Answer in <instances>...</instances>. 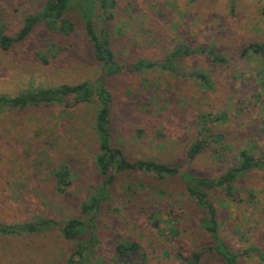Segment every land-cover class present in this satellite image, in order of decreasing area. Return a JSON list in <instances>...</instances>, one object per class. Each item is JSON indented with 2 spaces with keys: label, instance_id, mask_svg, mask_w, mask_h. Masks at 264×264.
Wrapping results in <instances>:
<instances>
[{
  "label": "rangeland",
  "instance_id": "1",
  "mask_svg": "<svg viewBox=\"0 0 264 264\" xmlns=\"http://www.w3.org/2000/svg\"><path fill=\"white\" fill-rule=\"evenodd\" d=\"M113 17L94 21L108 31L111 48L123 66L106 75L83 29L80 13L67 12L75 24L69 37L44 22L8 50L0 49V95L15 96L59 84L102 79L110 92L112 142L130 159L170 165L185 163V151L198 136L197 120L209 113L208 143L187 163L195 175L215 177L233 166L240 151H264V58L245 50L264 42V0H114ZM45 0H0V25L15 34L25 15ZM181 45L192 53L179 57L173 71L135 70L139 59L161 62ZM43 52L48 62L36 56ZM219 55L221 61L214 59ZM202 72L207 84L195 76ZM94 101L71 106L43 105L0 110V223H21L44 215L64 221L80 216V204L101 181L94 162L97 138ZM66 163L72 183L58 194L52 170ZM236 199L222 202L218 189L208 195L218 206L219 236L233 251L249 252L240 264H264V168L247 171L234 184ZM94 222L99 246L95 264H185L177 256L211 244L199 220L202 212L176 177L116 173ZM157 210L161 223L152 225ZM178 220V235L163 233ZM85 236V234H84ZM135 240L140 251L117 258L119 240ZM74 243L57 228L42 233L0 235V264H65ZM257 254V255H254ZM199 264H223L210 253Z\"/></svg>",
  "mask_w": 264,
  "mask_h": 264
},
{
  "label": "trees",
  "instance_id": "2",
  "mask_svg": "<svg viewBox=\"0 0 264 264\" xmlns=\"http://www.w3.org/2000/svg\"><path fill=\"white\" fill-rule=\"evenodd\" d=\"M114 7V0H45L40 10L25 15L22 26L15 34L5 33L0 25V49L8 50L14 43L25 39L34 25L40 22H44L49 30L56 31L62 36L73 35L76 31L75 24L66 14L70 9H75L81 15L84 33L93 49L95 58L101 63L103 73L106 75L120 73L123 66L117 61L111 48L108 31L102 29L97 32L94 24L96 19L102 21L112 19ZM260 13L264 18V5L261 7ZM245 50L252 51L255 55L264 58V42L250 44ZM190 53H192L190 49L178 45L170 50L161 62L139 59L135 63L134 69L156 66L174 72L176 60ZM36 56L43 64L48 62V58L43 52H36ZM213 57L215 60L221 61L219 55L213 54ZM260 75L262 78L260 83L264 87V68ZM195 76L201 83L207 84L206 77L202 72H197ZM91 101H94L97 109L93 129L98 149L94 156V162L101 181L86 200L81 202L80 216H71L64 221H57L55 218L38 214L26 222L0 223V235L42 233L57 228L62 238L75 244L73 250L66 256L65 264H95V253L99 246V240L94 219L101 209L102 203L109 199L108 188L113 183L115 174L129 171L153 174L158 178H178L188 198L202 212L199 223L210 238L211 244L192 251L189 257L177 253V256L183 259L185 264H199L206 253L218 256L223 264H240V258L247 254L250 248L238 253L221 239L218 206L209 197L208 190L218 189L222 194V202L234 201L236 199V188L234 187L236 180L249 170L264 168V151L259 157L240 151V158L236 164L226 168L215 177L192 174L187 168V163L193 160L208 143L209 122L213 120L209 113H201L197 120L199 136L187 147L185 163L170 165L154 159H130L121 147L112 142L110 125L112 99L102 79L95 85L87 81L76 84L63 83L55 87L41 88L34 92H23L12 97L0 95V110L3 106L12 108H24L39 104L71 106ZM51 176L58 194L65 193L72 183V172L66 163H60L58 167L54 168ZM159 213L155 210L151 214L152 225L155 228H158L161 223L158 218ZM177 221L171 218L163 233H168L169 237L174 239L179 233L176 227ZM139 251L140 245L135 240H119L114 245V254L117 258H126ZM258 256L264 261V252L258 253Z\"/></svg>",
  "mask_w": 264,
  "mask_h": 264
}]
</instances>
